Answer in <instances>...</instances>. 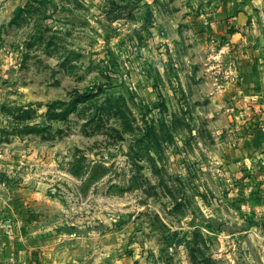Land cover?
<instances>
[{
  "label": "rangeland",
  "instance_id": "1",
  "mask_svg": "<svg viewBox=\"0 0 264 264\" xmlns=\"http://www.w3.org/2000/svg\"><path fill=\"white\" fill-rule=\"evenodd\" d=\"M66 1L0 27V229L30 264H254L256 236L227 233L202 108L101 10L127 7Z\"/></svg>",
  "mask_w": 264,
  "mask_h": 264
},
{
  "label": "crops",
  "instance_id": "2",
  "mask_svg": "<svg viewBox=\"0 0 264 264\" xmlns=\"http://www.w3.org/2000/svg\"><path fill=\"white\" fill-rule=\"evenodd\" d=\"M58 1L0 0V27L7 26L17 8L22 13L30 4L55 6ZM109 2L119 11L129 9L110 16L109 4L101 7L111 23H130L133 39L143 44L139 49L152 62V79L164 82L167 94L183 91L202 108L193 119L201 122L199 135L207 141L201 139L202 144L212 147L209 153L216 160L211 164L224 170L225 223L237 225L236 231L226 226L227 233L256 236L258 256L252 261L264 264V0ZM212 198L209 218L217 216L222 201ZM4 231L0 264H30L24 243Z\"/></svg>",
  "mask_w": 264,
  "mask_h": 264
},
{
  "label": "trees",
  "instance_id": "3",
  "mask_svg": "<svg viewBox=\"0 0 264 264\" xmlns=\"http://www.w3.org/2000/svg\"><path fill=\"white\" fill-rule=\"evenodd\" d=\"M21 12V8H17L14 12L13 19L18 16V14Z\"/></svg>",
  "mask_w": 264,
  "mask_h": 264
},
{
  "label": "built area",
  "instance_id": "4",
  "mask_svg": "<svg viewBox=\"0 0 264 264\" xmlns=\"http://www.w3.org/2000/svg\"><path fill=\"white\" fill-rule=\"evenodd\" d=\"M232 70H235V68L233 67ZM232 73H233V72H232ZM233 75H235V74H233Z\"/></svg>",
  "mask_w": 264,
  "mask_h": 264
}]
</instances>
